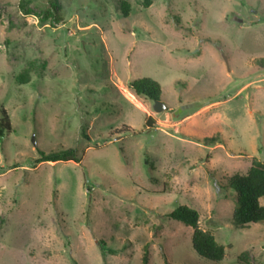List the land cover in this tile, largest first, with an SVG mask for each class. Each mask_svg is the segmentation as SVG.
Here are the masks:
<instances>
[{"label": "rangeland", "instance_id": "obj_1", "mask_svg": "<svg viewBox=\"0 0 264 264\" xmlns=\"http://www.w3.org/2000/svg\"><path fill=\"white\" fill-rule=\"evenodd\" d=\"M120 1L0 0V264H141L145 248L148 264H214L165 216L179 204L221 264H264V222L235 228L221 189L264 162V0H123L126 17ZM140 77L164 110L129 89ZM68 147L77 162H35Z\"/></svg>", "mask_w": 264, "mask_h": 264}, {"label": "trees", "instance_id": "obj_2", "mask_svg": "<svg viewBox=\"0 0 264 264\" xmlns=\"http://www.w3.org/2000/svg\"><path fill=\"white\" fill-rule=\"evenodd\" d=\"M149 0H145L144 4H148ZM52 8L47 10L48 14L53 13L55 2H50ZM119 8L122 15L125 17L130 13V6L125 1H120ZM172 19L176 24H179V18L172 14ZM258 64L264 68V58L258 59ZM29 66L22 68L15 76L14 82L17 84H26L30 81ZM129 89L140 97L147 98L150 101L159 100L161 87L159 83L150 77H140L128 82ZM0 140L5 132L8 133L11 129L8 114L5 109H0ZM153 118L148 117L146 125H150ZM85 136V134L83 133ZM207 144H213L216 139L206 137ZM78 161L76 150L74 148H60L54 151L39 150V156L35 162H57V161ZM221 189H228L234 192L232 197L235 200V208L232 213V224L235 228L247 227L250 223L264 222V204L260 203V198L264 197V162L257 157H253L250 167L245 173H234L227 179V182L221 186ZM165 216L169 219L180 221L186 226H190L193 231L191 234L190 245L194 253L200 258L221 264L225 247L219 243L214 235L207 230H203L198 226L199 213L198 211L185 204H179L174 209L168 211ZM148 250L145 248L142 254L141 264H148ZM169 264V263H167ZM227 264V263H222ZM233 264H253L249 255L246 252H240L237 256L236 263Z\"/></svg>", "mask_w": 264, "mask_h": 264}, {"label": "water", "instance_id": "obj_3", "mask_svg": "<svg viewBox=\"0 0 264 264\" xmlns=\"http://www.w3.org/2000/svg\"><path fill=\"white\" fill-rule=\"evenodd\" d=\"M219 54L223 58L225 64L227 65V68L229 69L227 56L221 50H219ZM153 108L155 111H162L166 108V105L164 103L160 102L159 100H154L153 101Z\"/></svg>", "mask_w": 264, "mask_h": 264}, {"label": "bare ground", "instance_id": "obj_4", "mask_svg": "<svg viewBox=\"0 0 264 264\" xmlns=\"http://www.w3.org/2000/svg\"><path fill=\"white\" fill-rule=\"evenodd\" d=\"M126 93V92H125ZM128 93V92H127ZM130 97V96H129ZM135 98V97H134ZM131 98H129V100H130ZM134 102V101H133Z\"/></svg>", "mask_w": 264, "mask_h": 264}]
</instances>
